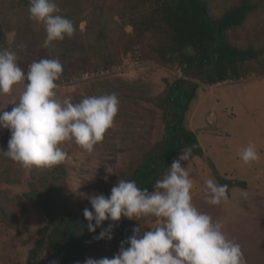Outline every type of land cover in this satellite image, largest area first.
<instances>
[{
    "label": "trees",
    "instance_id": "16d2710c",
    "mask_svg": "<svg viewBox=\"0 0 264 264\" xmlns=\"http://www.w3.org/2000/svg\"><path fill=\"white\" fill-rule=\"evenodd\" d=\"M25 3L18 7H24ZM212 3L213 0H123L117 14L124 24L132 26V33L126 34L121 25V34L116 36L111 32L106 36V32H110L106 24H102L98 32L81 30L75 21L74 35L66 37L77 39L78 46L88 48L87 53L76 58L50 54L46 47H36L29 40H23L19 35L20 22L10 26L16 33L12 45L0 12V49L15 52L18 64L25 72L33 60L41 58L59 59L63 72L71 75L84 66H93L94 70L110 68L120 61L123 53L137 45L143 59L167 67L177 66L182 71V76L174 78L166 85L165 92L152 100L163 113L161 139L144 150L127 172L117 173L100 184L88 183L90 195L102 193L107 197L119 179L135 180L138 187L153 190L156 181L168 173L181 149L191 146L190 159L202 157L204 152L196 133L185 125L186 113L200 84L239 80L252 72L264 75V14L260 10L264 0H230L217 12ZM63 16L72 18L67 13ZM98 40L102 42L94 49ZM55 83L59 86L60 78ZM2 137L7 143L10 135ZM5 158L8 159L0 152V184H14L17 179L10 173L11 166ZM66 175L64 163L51 168L32 167L25 193L8 197L0 189L2 221L16 223L26 209L22 197L44 215V224L37 230L38 238L28 250L27 264H46L42 258L44 252L49 258L48 264L53 261L56 264H76L77 261L83 264L86 258L98 259L118 251L120 241L132 235L129 219L121 217L112 231L111 240H94L93 237L107 227L109 221H104L94 233L88 232L83 209L91 210V205L89 201L81 204L77 194L68 187ZM214 175L220 185H225L218 172ZM237 185L246 186L240 181Z\"/></svg>",
    "mask_w": 264,
    "mask_h": 264
},
{
    "label": "rangeland",
    "instance_id": "374dc122",
    "mask_svg": "<svg viewBox=\"0 0 264 264\" xmlns=\"http://www.w3.org/2000/svg\"><path fill=\"white\" fill-rule=\"evenodd\" d=\"M24 1L26 5L18 7ZM229 2L230 0H213L214 11H219L222 4ZM56 3L61 9L60 14H70L73 22L78 21L81 30L95 29L99 32L101 25L106 24L110 30L106 32V36L111 32L116 36L121 34V25L126 34L132 33V26L124 24L117 14L123 0H56ZM262 5L260 10L264 14V3ZM0 12L8 27V41L12 45L16 33L10 26L20 22L21 38L29 40L36 47L42 46L46 32L42 24L29 18V0H0ZM77 42L79 40H69L65 37L62 41H53L46 48L53 55L81 57L87 53L88 48L78 46ZM101 42L98 40L93 46L94 49H98ZM65 63L69 64L67 60ZM91 69L95 68L84 66L74 75L62 71L60 84L55 89L58 99L71 97L73 103L88 96L110 93H116L119 98V110L114 117L113 126L106 131L104 139L94 145L91 153L72 140L59 145L67 153L62 162L66 168L67 185L77 194L81 204L88 203V183L100 184L117 173L127 172L139 160L144 150L161 139L163 113L152 100L165 92L169 82L177 76H182V71L177 66L167 67L150 60L147 64L120 72L89 80H75L80 73ZM188 77L194 79L192 76ZM185 125L196 133L204 152L202 157L196 156L182 164L189 170L193 181V205L211 217L216 210L212 221L223 224L224 234L232 222L240 233V216L242 210L247 212V204L248 207L251 205L250 193L259 191L264 196V75L252 72L239 80H226L215 84L201 83L186 113ZM6 130L0 129V149L3 150H7V143L2 136L10 135L5 133ZM249 143L255 144L260 158L251 164H245L240 159L239 151ZM4 161L11 166L10 173L17 182L1 183L0 189L8 197L22 195L28 190L29 169L9 158ZM215 171L224 178L228 195L231 196L226 202L210 205L205 200L204 189L202 193L194 190L209 178H214L219 184L214 175ZM239 181L244 182L246 186L237 185ZM22 202L26 209L16 223L8 224L0 218V264H27L28 250L38 238V228L44 224L43 213L24 197ZM140 224L143 230L147 231L156 226V218L142 216L139 220H129L131 234L132 228ZM226 238L228 239L227 235ZM255 249L256 252L260 250ZM117 252L115 250L106 257L111 258ZM42 258L46 264L49 263L46 252Z\"/></svg>",
    "mask_w": 264,
    "mask_h": 264
},
{
    "label": "clouds",
    "instance_id": "9594fccd",
    "mask_svg": "<svg viewBox=\"0 0 264 264\" xmlns=\"http://www.w3.org/2000/svg\"><path fill=\"white\" fill-rule=\"evenodd\" d=\"M60 13L56 0H29V18L42 24L46 32L42 47L74 35L73 21ZM18 61L15 52L0 49V94H9L15 84L25 82L19 99L9 103L11 110L0 107V129L10 133L7 150L0 149L2 155L31 169L61 164L67 153L59 145L65 141L72 140L91 153L113 126L119 110L117 94L88 96L77 103L71 97L61 100L55 91V81L63 71L59 59L33 60L27 72ZM191 155V146L181 149L153 190L138 187L135 180L119 179L107 197L102 193L86 196L91 205V210L83 209L88 232L94 233L109 221L94 240H111L121 217L153 216L156 226L147 231L141 224L134 226L132 235L120 241L111 258H86L83 264H245L240 245L226 238L223 224L214 223L192 203L193 181L182 166ZM239 156L245 164L260 158L253 143L240 149ZM204 183L208 204L218 205L228 198L226 184L219 185L214 178Z\"/></svg>",
    "mask_w": 264,
    "mask_h": 264
},
{
    "label": "crops",
    "instance_id": "0c3cea01",
    "mask_svg": "<svg viewBox=\"0 0 264 264\" xmlns=\"http://www.w3.org/2000/svg\"><path fill=\"white\" fill-rule=\"evenodd\" d=\"M25 82H19L12 87V90L9 94H0V107L6 105L5 110L10 111L13 105L9 104L14 99H19L21 93L24 89ZM9 104V105H7ZM204 182L201 184V187L195 189L194 192L202 193L205 189ZM250 193V192H249ZM193 194V193H192ZM228 198L223 202L228 201ZM247 196V195H246ZM243 196L242 197H246ZM264 196L258 192L253 194L250 193V206L247 204V212L242 210V215L240 216L239 222H241L240 233L238 229L235 228L234 222L226 229V235L229 240L233 241L236 244L240 245L241 251L243 253L245 264H264ZM259 199L261 202H259ZM243 202V201H241ZM204 208V207H203ZM250 208V209H249ZM244 211V212H243ZM213 212L212 217H214ZM237 226V223H236ZM237 232V235H236ZM224 234V235H225ZM225 235V236H226ZM258 250L256 252V249ZM253 256V257H250Z\"/></svg>",
    "mask_w": 264,
    "mask_h": 264
},
{
    "label": "built area",
    "instance_id": "2783aa9c",
    "mask_svg": "<svg viewBox=\"0 0 264 264\" xmlns=\"http://www.w3.org/2000/svg\"><path fill=\"white\" fill-rule=\"evenodd\" d=\"M150 60L148 59H143L142 58V51L141 48L137 45L125 53L121 55V59L118 63L113 65L110 68H102V69H91L84 71L80 73L79 76L75 78V80H89L92 78H96L99 76H105L106 74L109 73H114V72H120L121 70L127 69V68H133L139 65L147 64L149 63Z\"/></svg>",
    "mask_w": 264,
    "mask_h": 264
}]
</instances>
